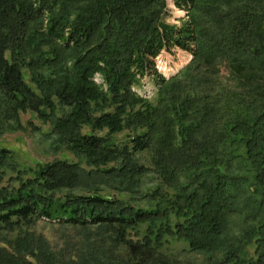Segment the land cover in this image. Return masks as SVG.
<instances>
[{
    "label": "trees",
    "instance_id": "obj_1",
    "mask_svg": "<svg viewBox=\"0 0 264 264\" xmlns=\"http://www.w3.org/2000/svg\"><path fill=\"white\" fill-rule=\"evenodd\" d=\"M174 3L181 26L167 0H0V135L33 112L76 158L23 170L0 146V264H184L169 239L264 264V0ZM174 47L192 61L158 74ZM38 221L75 239L56 250Z\"/></svg>",
    "mask_w": 264,
    "mask_h": 264
},
{
    "label": "rangeland",
    "instance_id": "obj_2",
    "mask_svg": "<svg viewBox=\"0 0 264 264\" xmlns=\"http://www.w3.org/2000/svg\"><path fill=\"white\" fill-rule=\"evenodd\" d=\"M167 13L165 16L168 24L181 26L188 21V14L180 10L174 3V0H167ZM193 54L190 51L179 47L171 50H165L158 59H155L156 71L166 77L173 76L181 71L189 62L192 61ZM227 71L223 68L222 77L225 78ZM29 80V79H28ZM96 81L102 82V78L97 76ZM134 91L140 95L152 99L157 88L150 76L143 78L141 85L134 87ZM22 129L5 131L0 135V146L6 147L13 151L14 160L23 170H35L40 166L57 160L75 161L76 158L63 146L57 148L49 132L51 128L48 124L42 122L37 114L26 112L21 114ZM126 138L125 133L117 134V139L122 141ZM142 160L148 162V157L143 156ZM238 165L235 163L234 168L237 171ZM243 173V172H242ZM7 178L14 175L8 171ZM29 173L26 176H31ZM143 191L154 190L160 184V180L151 172L144 181ZM104 193H108L107 191ZM144 204V203H141ZM231 221L241 223L242 219L238 214L231 216ZM36 232L42 234L48 239L50 244L56 250L65 247L71 239H75L70 229L61 226L38 221L33 228ZM16 232H0V245L6 246L7 240H13ZM77 240V239H76ZM163 252L170 256L177 257L184 264H206L207 256L203 253L191 251L187 242L177 239H169L163 248Z\"/></svg>",
    "mask_w": 264,
    "mask_h": 264
},
{
    "label": "built area",
    "instance_id": "obj_3",
    "mask_svg": "<svg viewBox=\"0 0 264 264\" xmlns=\"http://www.w3.org/2000/svg\"><path fill=\"white\" fill-rule=\"evenodd\" d=\"M158 58H159V56L156 59H158Z\"/></svg>",
    "mask_w": 264,
    "mask_h": 264
}]
</instances>
